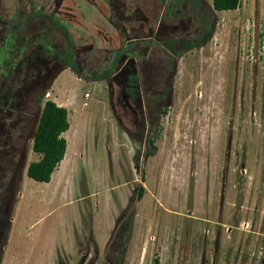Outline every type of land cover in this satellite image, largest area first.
Instances as JSON below:
<instances>
[{
    "label": "rangeland",
    "instance_id": "374dc122",
    "mask_svg": "<svg viewBox=\"0 0 264 264\" xmlns=\"http://www.w3.org/2000/svg\"><path fill=\"white\" fill-rule=\"evenodd\" d=\"M31 1L54 10L55 0L24 6ZM59 3L74 41L106 49L108 60L122 38L129 40L140 5L159 15L151 27L165 17L187 26L194 20L196 40L208 19L211 33L178 59L172 100L162 110L139 103L125 110L119 75L96 80L109 66L103 56L81 75L62 69L45 101L68 110L71 129L49 184L27 174L41 158L32 147L44 104L25 100L12 109L20 121L15 145L27 159L4 207V264H104L124 229L128 245L119 264H264V0H242L225 12L213 0ZM9 5L16 13L17 0ZM10 173L0 174V211Z\"/></svg>",
    "mask_w": 264,
    "mask_h": 264
},
{
    "label": "flooded vegetation",
    "instance_id": "af4514ba",
    "mask_svg": "<svg viewBox=\"0 0 264 264\" xmlns=\"http://www.w3.org/2000/svg\"><path fill=\"white\" fill-rule=\"evenodd\" d=\"M13 1L0 0V174L5 178L11 171L2 198L0 238L9 220L4 207L9 201L7 199H12L15 194L17 179L21 177L27 159V155H23L19 146L15 145L17 140L14 131L19 129L20 121H14L15 113L12 109H20V101L25 100L45 105V97L49 93L46 91L51 87L49 84L55 81L62 69L68 66L81 75L82 69L87 68L90 62H98L101 60L99 56H103L102 63H109V66L102 72L105 76L97 81H107L119 75L116 81L122 89L125 110H132L133 103H139L143 107L141 109L145 105L148 109L162 110L167 106L166 101L172 100L170 88H173L178 59L188 53L190 47H196L199 41L208 38L212 23L208 19L202 20L196 34L199 38L191 40L194 20H190L187 26L183 20L177 19L172 20L176 24H168V17H165V21L159 22L154 28L150 22L157 20L159 15L152 17L146 14L138 4L140 6L135 10L134 20L137 26L129 32L132 33L129 40L122 38L121 48H116L117 51L110 48L113 58L108 60L106 49L89 42H81L85 45L79 46L74 41L72 27L65 25L68 19H62L59 15L60 0H55L54 10L49 13L42 5L41 9L37 1L24 6V0H17L15 13L12 11L13 5H9ZM114 10L118 13L117 9ZM123 11L126 14L124 5ZM128 21L131 22L132 18ZM114 27L120 31L119 27ZM202 27L204 30H201ZM97 51L100 54L91 55Z\"/></svg>",
    "mask_w": 264,
    "mask_h": 264
},
{
    "label": "trees",
    "instance_id": "16d2710c",
    "mask_svg": "<svg viewBox=\"0 0 264 264\" xmlns=\"http://www.w3.org/2000/svg\"><path fill=\"white\" fill-rule=\"evenodd\" d=\"M242 0H213V7L217 12L234 11L241 7ZM204 38L202 43L206 42ZM96 76V80H101L105 75ZM70 128L69 123V112L66 108L58 106L53 101H47L42 110L40 120L38 123L37 130L33 138V152L40 155L41 158L37 162L30 163L28 167V177L36 182L40 183H50L52 180V175L56 168L60 166L61 162L64 160L67 152V141L62 135L68 131ZM145 190L139 191V198H143ZM9 226L10 219L6 225V229L3 232V236L0 240V264H2L4 257V248L7 245L9 239ZM120 230L117 233V238L119 244L114 242L111 245V251L107 255L106 262L104 264H119V259L124 255L128 242L123 243V239L128 235L129 230ZM128 239V237L126 238ZM117 240V242H118ZM117 246L114 251V256L117 258L114 260L111 256L113 248ZM57 264H63L62 262H57ZM155 264H159V260H155Z\"/></svg>",
    "mask_w": 264,
    "mask_h": 264
},
{
    "label": "crops",
    "instance_id": "0c3cea01",
    "mask_svg": "<svg viewBox=\"0 0 264 264\" xmlns=\"http://www.w3.org/2000/svg\"><path fill=\"white\" fill-rule=\"evenodd\" d=\"M70 114V113H69ZM69 129H71V125H70V128ZM70 130H68V131H66L63 135H62V137L63 138H65L67 135V133L69 132ZM66 157V156H65ZM65 159V158H64ZM64 162V160L61 162V163H63ZM61 165V164H60ZM60 167V166H59ZM45 184H47V183H45ZM7 252H8V247H5L4 248V257H3V261H2V264H4L5 262H6V255H7ZM56 262V261H55ZM55 262H53L52 264H56Z\"/></svg>",
    "mask_w": 264,
    "mask_h": 264
},
{
    "label": "built area",
    "instance_id": "2783aa9c",
    "mask_svg": "<svg viewBox=\"0 0 264 264\" xmlns=\"http://www.w3.org/2000/svg\"><path fill=\"white\" fill-rule=\"evenodd\" d=\"M86 96L88 97L89 95H88V94H86Z\"/></svg>",
    "mask_w": 264,
    "mask_h": 264
},
{
    "label": "clouds",
    "instance_id": "9594fccd",
    "mask_svg": "<svg viewBox=\"0 0 264 264\" xmlns=\"http://www.w3.org/2000/svg\"><path fill=\"white\" fill-rule=\"evenodd\" d=\"M47 184H49V183H47Z\"/></svg>",
    "mask_w": 264,
    "mask_h": 264
},
{
    "label": "water",
    "instance_id": "95a60500",
    "mask_svg": "<svg viewBox=\"0 0 264 264\" xmlns=\"http://www.w3.org/2000/svg\"><path fill=\"white\" fill-rule=\"evenodd\" d=\"M3 236V235H2Z\"/></svg>",
    "mask_w": 264,
    "mask_h": 264
}]
</instances>
